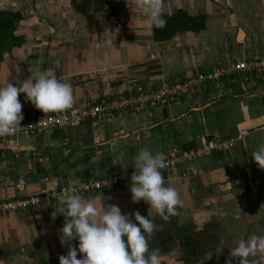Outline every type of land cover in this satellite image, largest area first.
Returning <instances> with one entry per match:
<instances>
[{"label": "crops", "instance_id": "0c3cea01", "mask_svg": "<svg viewBox=\"0 0 264 264\" xmlns=\"http://www.w3.org/2000/svg\"><path fill=\"white\" fill-rule=\"evenodd\" d=\"M136 5L0 0V12L19 19L11 25L14 41L0 50V85L47 71L71 85L74 99L95 98L264 55V0H161L162 17L179 10L206 17L204 30L183 29L163 41ZM263 91L258 83H231L222 94L201 90L163 108L20 136L15 150L0 147V200L40 193L70 178L134 169L141 148L167 156L217 138L236 139L178 174H162L178 193L176 214L167 220L143 200L134 203L129 183L85 198L149 217L154 233L148 243L160 264H226L239 239L264 234V169L251 158L264 146ZM18 99L31 104L23 93ZM57 207L0 215V264H59L68 248L59 240L65 218Z\"/></svg>", "mask_w": 264, "mask_h": 264}, {"label": "clouds", "instance_id": "9594fccd", "mask_svg": "<svg viewBox=\"0 0 264 264\" xmlns=\"http://www.w3.org/2000/svg\"><path fill=\"white\" fill-rule=\"evenodd\" d=\"M136 6L144 13L148 27L162 28L166 23L161 0H137ZM21 93L25 102L44 113L66 109L74 102L71 85L47 71H35L18 83L0 85V137L21 127ZM251 158L264 169V146L252 151ZM132 166L135 171L129 183L131 200H143L163 220L175 215L178 193L165 183L161 172L165 166L163 153L141 148L134 155ZM77 184V180L70 178L64 193L55 197V213L65 218L59 240L68 248L66 255L59 256V264H160L158 250H150L148 243L154 233L149 217L138 211L122 214L115 204L98 207L93 200L77 193ZM72 241L78 243L73 246ZM229 257L226 264H264V234L239 239L229 248Z\"/></svg>", "mask_w": 264, "mask_h": 264}, {"label": "built area", "instance_id": "2783aa9c", "mask_svg": "<svg viewBox=\"0 0 264 264\" xmlns=\"http://www.w3.org/2000/svg\"><path fill=\"white\" fill-rule=\"evenodd\" d=\"M231 83H258L264 89V55L217 64L209 72H195L182 79L165 77L155 83L135 86L122 92L74 99L70 107L56 112L44 113L32 104H23L21 127L11 135L0 137V147L15 150L20 136L29 137L54 129L73 128L90 121L111 119L117 115L163 108L201 90L222 94ZM239 138L244 140V135H239ZM235 142L236 139L217 138L196 148L164 156L165 166L161 172L178 174L190 163L215 152L226 151ZM134 171L135 169L119 170L106 176L88 177L79 181L75 189L83 198H87L130 183ZM66 187L67 184H61L27 197L0 200V215L36 208L43 204H56L55 197L64 193Z\"/></svg>", "mask_w": 264, "mask_h": 264}, {"label": "trees", "instance_id": "16d2710c", "mask_svg": "<svg viewBox=\"0 0 264 264\" xmlns=\"http://www.w3.org/2000/svg\"><path fill=\"white\" fill-rule=\"evenodd\" d=\"M163 19L167 23V28H163L165 27L166 23L162 28L153 27L154 35L157 41H163L168 38H171L173 34L183 29L185 30L190 29L196 32V31L204 30L206 27L205 26L206 17L204 15H198L193 17V16H189L183 10H179L175 15L171 17L163 16Z\"/></svg>", "mask_w": 264, "mask_h": 264}, {"label": "flooded vegetation", "instance_id": "af4514ba", "mask_svg": "<svg viewBox=\"0 0 264 264\" xmlns=\"http://www.w3.org/2000/svg\"><path fill=\"white\" fill-rule=\"evenodd\" d=\"M12 16V18H8V16L5 17L3 13L0 12V50H3L6 47V42L10 43L14 41L11 35L14 28L12 27L11 30V25L14 26L19 19L14 15Z\"/></svg>", "mask_w": 264, "mask_h": 264}, {"label": "rangeland", "instance_id": "374dc122", "mask_svg": "<svg viewBox=\"0 0 264 264\" xmlns=\"http://www.w3.org/2000/svg\"><path fill=\"white\" fill-rule=\"evenodd\" d=\"M99 121H101V120H99ZM90 122H98V121H90Z\"/></svg>", "mask_w": 264, "mask_h": 264}]
</instances>
